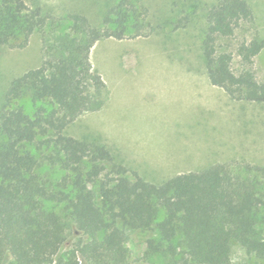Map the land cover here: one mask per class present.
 Segmentation results:
<instances>
[{
	"label": "trees",
	"instance_id": "1",
	"mask_svg": "<svg viewBox=\"0 0 264 264\" xmlns=\"http://www.w3.org/2000/svg\"><path fill=\"white\" fill-rule=\"evenodd\" d=\"M35 1L0 0V49H24L37 35L43 55L38 68L13 79L0 115V264H135L136 232L148 235L151 264H264V165L215 163L154 183L104 143L65 133L108 99L91 62L94 46L152 35L149 9L118 0L96 26L78 13L58 18ZM253 22L247 0H219L206 13L201 59L212 85L264 104L254 71L264 35L237 46L239 73L234 53L220 46ZM23 99L32 107L15 104ZM234 244L244 253L238 262Z\"/></svg>",
	"mask_w": 264,
	"mask_h": 264
},
{
	"label": "rangeland",
	"instance_id": "2",
	"mask_svg": "<svg viewBox=\"0 0 264 264\" xmlns=\"http://www.w3.org/2000/svg\"><path fill=\"white\" fill-rule=\"evenodd\" d=\"M117 1L36 0L30 5H39L58 18L78 13L99 26ZM218 1L137 0L149 9L155 32L148 37L99 42L91 61L107 84L108 100L101 110L81 115L65 133L104 143L123 163L154 183L215 163L264 165V104L236 101L212 85L201 59L206 13ZM247 2L254 22L243 24L233 38L220 42L221 50L234 53L236 73L243 68L235 53L237 46L264 35V0ZM187 17L191 23L175 29L174 22ZM42 62L37 35L24 49H0V115L13 79ZM254 71L264 81V50L255 59ZM16 103L32 107L28 99ZM147 238L136 232L129 242L135 264H151L144 259ZM243 256L234 244L233 260L238 262Z\"/></svg>",
	"mask_w": 264,
	"mask_h": 264
},
{
	"label": "crops",
	"instance_id": "3",
	"mask_svg": "<svg viewBox=\"0 0 264 264\" xmlns=\"http://www.w3.org/2000/svg\"><path fill=\"white\" fill-rule=\"evenodd\" d=\"M110 39H114V38H110ZM107 40H109V39H107ZM115 40H116V39H115ZM102 41H103V40H102ZM102 41H99V42H102ZM99 42H97V44L94 46V48L92 49V52L94 51V49L96 48V46L99 45ZM92 52H91V53H92ZM91 62H92V61H91ZM92 65H93V64H92ZM93 68H94V70H95L97 73H99V74L101 75L102 79L104 80L102 74L96 70V68L94 67V65H93ZM104 82H105V80H104ZM105 83H106V82H105ZM106 85H107V84H106ZM107 90H108V88H107ZM108 96H109V90H108ZM107 100H108V99H107Z\"/></svg>",
	"mask_w": 264,
	"mask_h": 264
}]
</instances>
